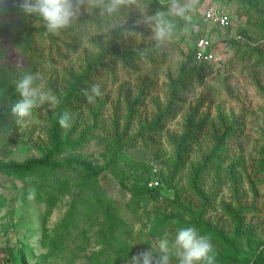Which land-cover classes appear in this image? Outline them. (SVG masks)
<instances>
[{"label": "rangeland", "instance_id": "obj_1", "mask_svg": "<svg viewBox=\"0 0 264 264\" xmlns=\"http://www.w3.org/2000/svg\"><path fill=\"white\" fill-rule=\"evenodd\" d=\"M213 1L230 26L225 36L208 33L220 60L198 76L189 53L209 29L200 23L209 0H199L189 33L150 50L147 59L134 49H151V30L135 28L140 42L123 34L140 18L135 8L111 18L82 8L76 24L53 36L20 11L21 0H0V129L12 131L7 142L0 134V165L40 159L49 148L54 109L34 110L23 128L12 121L22 72L38 74V83L61 97L98 58L82 88L99 84L104 93L73 106L63 134L83 138L77 151L56 159L76 157L92 172L100 169L96 174L73 164L24 180L0 174V264H12L18 252L25 264L40 263L50 250L61 256L44 264H93L94 254L100 264H129L156 237L172 239L178 227L195 225L194 217L210 231L195 225L211 235L216 264H264V0ZM145 2L148 15L160 8L158 0ZM145 179L158 185L135 196L133 185ZM29 187L36 189L31 201Z\"/></svg>", "mask_w": 264, "mask_h": 264}, {"label": "clouds", "instance_id": "obj_2", "mask_svg": "<svg viewBox=\"0 0 264 264\" xmlns=\"http://www.w3.org/2000/svg\"><path fill=\"white\" fill-rule=\"evenodd\" d=\"M158 2L160 8L152 15L146 12L149 3L145 0H21L18 7L25 16L37 17L36 24L42 25L45 35L53 36L60 35L63 30L76 24L82 8L89 15L98 9L100 17L106 18L122 14V9L135 8L139 11L140 18L133 23L132 29H125L123 34L140 42L143 36L136 32L135 28L144 25L151 30V36L147 38L154 42L151 49L148 47L134 49L141 59H147L150 50H158L178 39L180 35L189 33L194 27L192 17L199 4V0H158ZM39 80L41 77L38 74L22 72L14 81L15 92L19 99L11 103L10 115L17 128L26 127L33 122L34 110L42 108L45 104L50 109H56L61 104L60 97L50 88L46 89L42 83H38ZM82 95L89 104H93L104 93L99 84H93L90 88L82 89ZM70 120L66 112L58 116V124L61 128H69ZM0 134L7 142V138L12 134L9 125L0 129ZM27 193L28 200L35 199V187H29ZM173 261L176 264H216L211 235H202L195 225L180 226L172 239H169V234L156 237L154 245H151L149 250L133 255L129 264H173Z\"/></svg>", "mask_w": 264, "mask_h": 264}, {"label": "trees", "instance_id": "obj_3", "mask_svg": "<svg viewBox=\"0 0 264 264\" xmlns=\"http://www.w3.org/2000/svg\"><path fill=\"white\" fill-rule=\"evenodd\" d=\"M151 1V0H150ZM4 13V9H0V16H2ZM196 40V38H195ZM194 40V41H195ZM130 53L125 52L123 54L122 57L129 55ZM190 57L193 58V45L192 47H190ZM95 61H99L98 58ZM95 61L92 63H88L85 65V70L80 72L79 74L75 75L73 78L70 79L68 86L66 88V91L64 92V94L60 97L61 99V104L58 106V108L54 109L55 110V115L54 117L51 119L50 122V128L48 133V137H49V148L47 150H45L44 154L41 156L40 159H35V160H26L21 164H17V165H0V174L3 175H7V176H13L16 179L19 180H24L27 177L33 176L34 173L37 172H49L50 174L55 173V171L57 170H62L64 167L67 168V170L70 168V166L76 165L78 167H80L87 175H94L96 174L97 171H99L100 169H97V171H93L89 168V166H87L83 160H79L76 157L75 158H70L64 161H59L56 162V159L58 158V156H60L61 154L64 153H72L74 151H77V148L80 145V141L83 138L82 134L75 140H70V137L68 135V133L66 135H64V128H61L60 125L58 124V116L60 113H68L70 115V112H73V106L75 104H77V102L79 100H81L82 98H84V96L82 95V88L83 84L85 83L86 77L89 76L88 74L90 73L89 70L92 69V67L95 65ZM196 65L198 66V70L196 71V73L199 75H209L211 72V69L214 68L213 64H207V63H199L197 62ZM84 82V83H83ZM175 83H171V88L173 89ZM66 178V177H65ZM149 179H145L144 181H142V186L138 187L136 185H133V192L135 194V196H142L143 193H145L146 191H151V190H155V188L153 189H149L146 187V183ZM66 182V181H64ZM30 184L32 183L29 182ZM51 190L53 189L52 185H49ZM46 197H45V201H43L45 203V207L46 210H48L50 203L48 201V197H50L51 192L47 191L45 193ZM111 204H107L104 208L103 211L105 213L104 217L106 219H109V223L111 221ZM75 208V202H73V204L71 205V212L72 210ZM70 210L68 211V213H70ZM192 223H194L195 225H197L198 227L202 228L203 230L208 231V227L205 226L204 223H202L201 221H199L198 217H194ZM62 223H59L58 226L61 227ZM68 236V235H67ZM67 238V237H66ZM102 255L104 254V250H100L98 252V255ZM105 255V254H104ZM58 256H61L60 253L58 254L55 253V250H50L49 253L47 255L44 256V261L48 262V259H56L58 258ZM23 254L21 252L16 253L15 255L13 254L11 256V263L12 264H25L24 260H23ZM97 256L94 254L92 262L93 264H100L97 261ZM44 261H41L40 263L35 262L34 264H42ZM256 261V260H255ZM254 261V262H255ZM44 264V263H43Z\"/></svg>", "mask_w": 264, "mask_h": 264}, {"label": "built area", "instance_id": "obj_4", "mask_svg": "<svg viewBox=\"0 0 264 264\" xmlns=\"http://www.w3.org/2000/svg\"><path fill=\"white\" fill-rule=\"evenodd\" d=\"M200 23L208 30L202 36L196 38L193 43V59L196 62L207 63L215 65L220 58L217 57V53L212 48V44L209 41L208 33L214 29L221 35L225 36V31L230 26V20L227 13L222 12L217 3L213 0H209L206 6L200 11ZM158 185L155 179H151L146 183L148 188H154Z\"/></svg>", "mask_w": 264, "mask_h": 264}, {"label": "crops", "instance_id": "obj_5", "mask_svg": "<svg viewBox=\"0 0 264 264\" xmlns=\"http://www.w3.org/2000/svg\"><path fill=\"white\" fill-rule=\"evenodd\" d=\"M219 7V6H218ZM220 9V8H219Z\"/></svg>", "mask_w": 264, "mask_h": 264}]
</instances>
